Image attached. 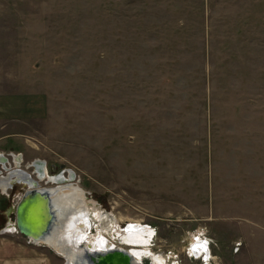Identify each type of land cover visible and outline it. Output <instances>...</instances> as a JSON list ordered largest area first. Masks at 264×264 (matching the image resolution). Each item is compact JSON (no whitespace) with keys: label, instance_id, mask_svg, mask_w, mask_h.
<instances>
[{"label":"rangeland","instance_id":"374dc122","mask_svg":"<svg viewBox=\"0 0 264 264\" xmlns=\"http://www.w3.org/2000/svg\"><path fill=\"white\" fill-rule=\"evenodd\" d=\"M0 152L148 224L119 240L145 264H200L184 250L200 226L217 264H264V0H0Z\"/></svg>","mask_w":264,"mask_h":264},{"label":"bare ground","instance_id":"6f19581e","mask_svg":"<svg viewBox=\"0 0 264 264\" xmlns=\"http://www.w3.org/2000/svg\"><path fill=\"white\" fill-rule=\"evenodd\" d=\"M16 157L15 155V158ZM19 158L16 161L18 165L21 163V158ZM36 162L37 161L32 162L31 164L35 169H38L35 166ZM46 166L47 164H44V172H39L38 175L40 177L47 176L53 179V184L57 183L49 188L53 191L50 198L53 200V210L55 213L54 222L57 221V223L54 225L50 235L44 238V242L62 253L66 257V264H90L88 260L89 253L115 248L129 252L130 255L133 256L132 259L136 264H145L142 259V254L147 252L148 246L143 250L131 249L122 246L119 240H122V244H124L123 242L141 243V239H139L137 234H133L131 231L138 229L141 233L140 235H151L154 231L153 228H149L145 223L143 224L142 222L139 223L133 220L126 221L129 222V225L124 228L126 224L121 225L118 217L111 216V214L107 213L105 210V213H103L102 207L98 206L93 200L91 202L92 204H89L85 189L80 187L78 183L72 182V179L76 178L73 172L70 173L67 171V173H69L68 177L71 179L61 174L50 176L51 174L47 171L48 169ZM23 169L21 171H23ZM12 173H14V171L10 172L7 178H0V184L3 187L11 180ZM19 174H21V172H17V174L14 173L15 178L13 179L18 181L25 180V171H23V179ZM26 175L29 176L31 174L27 173ZM59 178L61 180H58ZM114 227L117 231L111 232ZM19 232H21L20 229ZM159 263L164 264L165 261L159 257ZM173 263L175 264L176 262L173 261Z\"/></svg>","mask_w":264,"mask_h":264},{"label":"water","instance_id":"95a60500","mask_svg":"<svg viewBox=\"0 0 264 264\" xmlns=\"http://www.w3.org/2000/svg\"><path fill=\"white\" fill-rule=\"evenodd\" d=\"M36 161L37 173L44 172L45 162L40 159ZM27 173L25 172L24 187L21 189L24 191L18 203L12 206L11 212L16 213L17 227L22 234L33 240H44L57 223V221L54 222L53 200L50 198L53 191L49 189L51 187L41 186L39 180L26 175ZM38 177L44 179L42 176L38 175ZM49 181L53 179L49 178ZM132 257L129 252L119 248L88 254L90 264H136Z\"/></svg>","mask_w":264,"mask_h":264},{"label":"built area","instance_id":"2783aa9c","mask_svg":"<svg viewBox=\"0 0 264 264\" xmlns=\"http://www.w3.org/2000/svg\"><path fill=\"white\" fill-rule=\"evenodd\" d=\"M19 156V154H17ZM21 159H23L21 157ZM44 161V160H42ZM22 162V160H21ZM45 162V161H44ZM46 164V162H45ZM21 163L18 165L15 161V153H9L6 154L5 152H0V178H7V175H9L10 172L13 171H18L21 172L23 168L20 167ZM33 166V165H32ZM34 167V166H33ZM24 170V169H23ZM36 170V169H35ZM26 172V171H25ZM66 172V169L60 170L58 174H54L53 176H57L59 174H62L63 176L64 173ZM35 174H38L37 171L34 172ZM74 174V173H73ZM11 175H14L12 173ZM75 175V174H74ZM32 176V175H31ZM15 178V176L13 177ZM68 179H71L68 177ZM74 179V178H73ZM23 181H18L14 180L12 185L10 186L11 188L15 187L17 183L21 184ZM8 187V188H10ZM23 183L21 184L20 190L23 188ZM18 196V193H16ZM16 203H13L12 206H15ZM126 224L124 228L129 225V222H125ZM147 226H149L147 224ZM11 231H7L10 230ZM19 229L17 227V218H16V213L11 212L9 213V219L7 220V224L0 228L1 233H6V232H11V233H18ZM188 235L184 239V250L186 252V255L192 259L200 261V264H217V255L214 254L213 252V246L216 245V241L207 233L204 227H196L193 230H188L187 231ZM199 237V239H197ZM206 242V244H205ZM194 245H197L198 247H193ZM207 256V259L205 260L204 257ZM172 264H174L172 262ZM175 264H180V262L176 261Z\"/></svg>","mask_w":264,"mask_h":264},{"label":"crops","instance_id":"0c3cea01","mask_svg":"<svg viewBox=\"0 0 264 264\" xmlns=\"http://www.w3.org/2000/svg\"><path fill=\"white\" fill-rule=\"evenodd\" d=\"M7 109H9L10 111L12 110L11 108H7ZM20 109L21 107L19 108V110ZM17 154H15L17 156L15 158V161H17L19 157L21 158V156ZM21 160L22 159H20V161ZM17 172L14 171L15 174H17ZM13 176L15 175H11V180L8 181L5 187H3L0 184V190L2 192H7L8 187L12 185L13 181L15 180L13 179ZM19 176H21V178L23 179V171H21V174H19ZM6 198L8 197L6 196ZM2 207L4 208L5 212H4V218L0 222V228H2L3 226L7 224V220L9 219V213L11 211L10 203ZM19 234L22 235V232ZM45 243L46 242L44 241L33 240L30 237L25 236L24 234L22 236H19L17 233H11V232L1 233L0 232V264H47V261L45 260V258L44 259H41L39 257L34 258V255L32 252L33 249L35 250L37 249V247L39 246L41 247V245L43 244L45 246L49 245L48 243L47 245ZM25 250H26L27 258H25Z\"/></svg>","mask_w":264,"mask_h":264},{"label":"snow or ice","instance_id":"6c2138e0","mask_svg":"<svg viewBox=\"0 0 264 264\" xmlns=\"http://www.w3.org/2000/svg\"><path fill=\"white\" fill-rule=\"evenodd\" d=\"M197 239H199V237H197ZM205 244H206V242H205ZM193 247L195 248V247H198V246L197 245H194ZM204 259L206 260L207 259V256H205Z\"/></svg>","mask_w":264,"mask_h":264}]
</instances>
